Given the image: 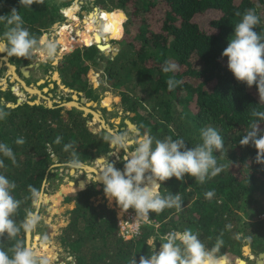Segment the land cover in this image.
I'll use <instances>...</instances> for the list:
<instances>
[{
	"label": "trees",
	"instance_id": "trees-1",
	"mask_svg": "<svg viewBox=\"0 0 264 264\" xmlns=\"http://www.w3.org/2000/svg\"><path fill=\"white\" fill-rule=\"evenodd\" d=\"M73 1L43 0L42 4L23 6L19 0H0V16L10 14L15 7L23 27L39 41L45 29L63 19V10L75 15L76 3L69 7ZM94 2L109 23L110 41L118 39L119 49L109 56L95 44L65 45L57 65L67 78L65 83L96 98L87 85L86 74L102 67L107 85L119 90L123 110L133 112L132 119L155 139L183 138L188 147H194L202 142L201 129L213 127L224 139L225 148L214 151L223 171L204 183L187 174L183 181L172 177L161 182V194L179 192L181 209L151 212L149 217L156 225H143L141 232L129 239L118 234L115 210L105 202L93 203L92 198L104 195L102 183L92 182L80 191L81 186L65 187L59 198L65 203L74 202V207L58 248L74 257L76 264H131L134 257L139 261L141 255L151 254L169 232L191 229L209 249L217 238H222L224 244L217 255L230 254L232 259L238 257L234 264H246L239 261L244 246L249 244L253 254L264 252V165L255 162L256 149L240 145L239 140L250 130V122L258 119L252 117V110L264 111V104H259L255 84L249 88L235 79L222 52L247 9H253L260 20L254 31L264 34V0ZM8 27L0 21L1 39ZM114 47L111 45V50ZM166 60L178 64L179 71L162 72ZM29 61L10 56V62L17 65L25 66ZM169 76L182 81L173 91L167 87ZM2 95L5 101L15 99L10 91ZM0 111L8 113L0 120V142L12 148L16 159L13 164L0 154L5 165L0 174L16 184L11 194L20 201L13 217L19 225L33 210L32 201L44 181L58 175L57 167H51L55 163L52 156L64 165L73 159V153L81 162L89 161L104 154L108 143L88 129L82 112L75 108L66 111L67 120L61 107L43 104H0ZM260 126L264 128V121ZM20 137L24 138L23 144L16 143ZM208 191L214 192L211 199L205 198ZM16 240L25 243L23 230L15 239L0 238V249L11 256ZM225 264H229L226 257Z\"/></svg>",
	"mask_w": 264,
	"mask_h": 264
},
{
	"label": "clouds",
	"instance_id": "clouds-1",
	"mask_svg": "<svg viewBox=\"0 0 264 264\" xmlns=\"http://www.w3.org/2000/svg\"><path fill=\"white\" fill-rule=\"evenodd\" d=\"M19 3L31 6L33 3L42 4L43 0H19ZM100 9L98 7V10ZM236 15L240 16L241 13L237 12ZM0 21L9 26L2 39L6 41L9 56L30 58L39 45L45 43L42 39L38 41L23 27V19L15 7L11 9L10 14L0 16ZM259 23V17L253 9L245 10L242 19L234 27V35L222 52V57H227V67L238 82L245 83L249 88L256 85L259 104H264V34L254 31ZM45 47L48 56H52L55 45L49 42ZM161 70L166 74L175 73L179 71V66L166 60ZM166 83L168 90L173 91L182 81L169 76ZM7 115V112L0 111V120L5 119ZM251 115L258 119L250 122V130L243 135L239 143L242 146L252 145L256 149L255 162L264 165V128L260 126L264 121V111L253 109ZM200 137L201 143L188 147L183 138L173 140L169 136L160 140L145 131L135 141L134 149L128 153L123 171L117 169L109 160L105 161L99 157L102 168L97 173L96 181L92 180L90 183L99 181L103 184V192L109 202L115 201L121 209L117 213L115 209L116 218L122 211L130 209H134L136 217L142 219L149 218L151 212L160 213L166 208L180 210L182 198L179 192L173 194L169 191L166 195L161 194V182L172 177L183 181L187 174L194 177L195 181L204 183L206 179L216 177L223 171V165L218 166L217 157L214 155V151L221 152L225 148L222 136L209 126L201 129ZM24 142L23 137L16 140L17 144ZM109 144L115 150L110 155L115 156L121 150L127 152L130 144L128 134L112 135ZM0 154L12 160L13 164L16 163L14 152L8 144L0 142ZM67 165L70 169L83 166L75 153ZM3 167L4 161L0 160V168ZM83 187L82 183L81 188ZM15 188L14 181L0 174V238L7 236L15 239L21 230L25 234L30 233L39 219L33 212H27L19 225L13 219L20 207V201L11 194ZM213 196V191L205 193L206 199ZM163 239L165 242L161 243L158 252L154 250L151 254L141 255L139 261L134 257L131 264H225V257L217 255L224 244L222 238H217L215 245L210 249L191 229L171 231ZM11 252L12 255L9 256L8 252L0 249V264H48L47 257L38 256L22 240H16Z\"/></svg>",
	"mask_w": 264,
	"mask_h": 264
},
{
	"label": "rangeland",
	"instance_id": "rangeland-1",
	"mask_svg": "<svg viewBox=\"0 0 264 264\" xmlns=\"http://www.w3.org/2000/svg\"><path fill=\"white\" fill-rule=\"evenodd\" d=\"M74 2L76 1L74 0L70 7L74 5ZM73 8L75 9L73 11L75 15L67 13L66 18L63 17L62 20L53 23L50 28L45 29V31L42 32L39 40L45 37L43 39L45 43L39 45L37 50L33 52L30 57L29 64L34 65L36 62L43 64L39 66V69H37V66L33 67V69L36 71H34V77L29 81H24L23 77H21L20 74L16 71V68L13 71V75H15L16 77H13L11 73L7 72L8 68L6 64L15 66V63L10 62L9 60H7L8 62H4V58H6L5 56L7 52L6 49L3 52H0V86L3 84L4 88L5 86H7V84L11 86L13 85V90L15 91V93L17 90H20L19 92L21 94L18 95H20V97H23L24 101L43 103L47 106L54 105L55 103H60L62 105L61 111L63 113V118L66 120V111L74 108V105L77 106L78 104L82 108L86 107L84 109L87 111H84L83 116L85 117L88 129H90L93 133L100 134L101 136L102 132H107L111 136L114 134H119L121 132H118L116 130V126H118L119 124H113L112 121H118V118L116 117L125 118L124 120L126 121L129 120L128 117L133 118V115L131 116L132 112L127 113L123 110L120 104L119 90L113 89L112 87L107 85L103 77L102 67L92 68V70H90L86 74V80L88 82L87 85H94L95 94L98 95V99L95 100V103L88 102L91 101V98L86 97V95L81 92L83 91L82 89L76 90L73 88V91H69L68 89H63V83L61 82H57L58 87L56 92H52L53 90H48V88L45 86L46 84H44L43 82L39 83V85L35 84V81L38 79V77H43L45 69H49L55 74L56 69H58V64H53L61 60L62 55L66 51L64 50L65 45L77 46L81 45L83 42L85 44H88L89 41L94 42V40H91L93 38V36L91 35L93 34V28L87 27V24L90 23L95 12L92 11L94 9H98L94 0H79L76 5L73 6ZM89 12V16L85 17V15ZM102 15H99V19L101 22V32L100 29L98 30V32L103 38L104 35L107 37L109 36V29L107 22L102 18ZM73 17H76V20H73ZM61 26H67V28H63L62 33H60V31L57 32L58 27L60 28ZM72 36L77 37L75 43L70 41V38ZM117 40L118 39L110 41L109 39V43L111 45L117 44L119 46V44L116 42ZM2 42L4 41L0 38V43ZM49 42L55 45V51L52 56H48L45 47V45ZM117 50L118 48L116 46L112 48V50H109V53H107L106 55L112 56L115 51L117 52ZM48 61H52V65L48 66ZM22 65L23 64H19L17 66ZM54 78L56 79V77ZM51 79H53V74L51 76ZM22 81L25 82L23 86L21 85ZM34 85L35 88L30 87ZM50 85H52V83H50ZM26 88L35 89L37 93H30L28 90H26ZM9 104L13 103L9 102ZM140 112L145 113L143 108H140ZM94 114L98 115V120L94 119ZM124 133L128 134L130 141L131 137H133V134L127 131ZM134 146L135 144L132 146L133 149ZM129 152H131L130 148H128L127 150V155ZM112 157L113 156H110L109 158L105 157V159L111 161ZM96 158L97 157L92 158L87 162H82L83 166L81 168L73 169L72 171L68 167L67 163L65 165L59 164L57 159L53 160V162L55 163L51 167H57L56 170L58 171V175L55 177H51L50 179H46L43 183L41 191L32 201L33 210L30 212H33L39 219L35 229L29 234L30 237L28 246L31 247L38 256L47 257L48 264H76L74 257L71 258L68 252L61 251L57 246L58 240L62 234L63 227L67 226L70 222V210L74 207V202L65 203L64 201H62V199L60 200L59 193H61L65 187H69L70 184H76L72 182L81 180L87 183L88 181H92L93 179H95V177L97 176L96 174L102 168L100 160L98 161ZM56 170L54 169V171ZM67 194H64L62 197H65ZM92 200L94 205H96L100 201L105 202V204H107L109 208L114 210L116 209V213L121 210L116 205L115 201L109 202L105 194L103 196L101 194V197L97 196L95 198H92ZM57 209L59 212L57 211ZM261 217L263 218V215ZM162 242H165L164 239L161 240V243ZM150 243L153 244V238L150 239ZM247 245L249 246V244ZM160 246H158L154 250L158 252ZM246 254V256H243L246 262H248L249 264L256 263L258 254H253L252 251L251 253L250 251H248ZM224 256L227 258L229 264L235 263L238 259V257L232 259V255L230 254H226Z\"/></svg>",
	"mask_w": 264,
	"mask_h": 264
},
{
	"label": "flooded vegetation",
	"instance_id": "flooded-vegetation-1",
	"mask_svg": "<svg viewBox=\"0 0 264 264\" xmlns=\"http://www.w3.org/2000/svg\"><path fill=\"white\" fill-rule=\"evenodd\" d=\"M5 43H6V41H5ZM6 51H7V44H6ZM6 59L4 60V62H8L7 60H10V56L7 54V52H6ZM45 62V61H44ZM48 63L50 64V65H52L51 63H52V61H48ZM59 62H57V63H54L53 65H55V64H58ZM43 63H39V65L37 66L38 68L37 69H39V66H41ZM15 65V68H16V71L20 74V76L21 77H23V80L24 81H29L30 79H32L33 77H34V71H36V70H34L33 69V67H34V65H31V64H28V65H25V66H29V69L27 70V72H28V76H24L23 75V73L21 72V70H20V67L21 66H17V64H14ZM45 65V64H44ZM12 66V65H11ZM14 67V66H13ZM45 72H44V74H43V77L42 78H39L38 77V79L35 81V84H37V85H39V83H41V82H43L44 84H46L45 86L48 88V90H50V91H52V92H56V90H57V87H58V85H57V82H61V83H63L62 85V87H63V89H68L69 91L71 90V91H73V88H71L69 85H67L66 83H65V81L67 80V78L66 77H64L63 76V74H62V72L59 70V69H56V72H57V74H58V77L55 79L54 77H53V79H51V76H52V74H53V76H54V73H53V71H50L49 69H45L44 70ZM65 79V80H64ZM48 80H51V81H48ZM24 81H22V83H25ZM8 82V81H7ZM50 83H52V85H50ZM88 83V82H87ZM89 86L92 88V91H93V95L96 97V98H91L90 100L91 101H88V102H93V103H95V100H97L98 99V95H96L95 94V90H94V85H92V84H89ZM30 87H33V88H35V85L34 86H30ZM13 88H14V86L12 85H9V84H7V86H5L4 88H3V84L0 86V93H2L3 91H10V93L15 97V99H14V101L12 102V101H5V99H4V97H3V95L0 97V104H6L7 105V103H9V102H12L13 104H23V103H29L30 104V102H28V101H24V99H23V97H20V95H18L17 93H15V91L13 90ZM28 92V91H27ZM83 94H85L86 95V97H88V95L86 94V93H84L83 91H81ZM29 93V92H28ZM17 95H18V97H17ZM89 98V97H88ZM19 99V100H18ZM62 99V98H61ZM21 101V102H20ZM81 102V101H80ZM38 104H43V103H38ZM43 105H45V104H43ZM45 106H47V105H45ZM47 107H51V108H54V107H62V105L60 104V103H55L54 105H50V106H47ZM74 108L75 109H77L78 111H81L82 113V116H83V114H84V110L81 108V107H79V108H77V107H75L74 106ZM128 116H129V114H128ZM84 117V116H83ZM133 118H134V115L132 116ZM116 118H118V121H112V123L113 124H119L118 126H116L117 127V131L118 132H121V133H124V132H129V133H132L133 134V137H131V140H130V144H129V148L131 149V151L133 150V148H132V146L135 144V141L139 138V136H141V135H143V133L145 132V131H147V129L145 128V127H139L138 126V122L135 120V119H132V118H130V117H128V119L133 123V124H135V126H136V128L138 129V132L137 131H133V130H130L129 128H128V125H127V123L125 122V118H119V117H116ZM121 124V125H120ZM87 126V125H86ZM122 129H124V130H122ZM90 130V129H89ZM91 131V130H90ZM98 134V133H97ZM102 136H103V139L104 140H106L105 138H104V133L102 132ZM110 137H111V135H110ZM107 141V140H106ZM132 141V142H131ZM107 147H108V150H106L105 152H104V154H102L103 155V157L105 156V157H110V156H113V155H109L108 154V152H113V151H115L114 149H112L110 146H109V141H107ZM104 157V158H105ZM114 157V158H113ZM112 158H111V161H109V162H112V163H114V166L117 168V169H120L121 171H123V169H124V164H125V160L127 159V152H125V151H123V150H121L119 153H117L115 156H113ZM84 162H87V161H84ZM89 182V181H88ZM80 190H83V189H80ZM79 190V191H80Z\"/></svg>",
	"mask_w": 264,
	"mask_h": 264
},
{
	"label": "bare ground",
	"instance_id": "bare-ground-1",
	"mask_svg": "<svg viewBox=\"0 0 264 264\" xmlns=\"http://www.w3.org/2000/svg\"><path fill=\"white\" fill-rule=\"evenodd\" d=\"M78 1H76L75 3H77ZM95 11V12H94ZM92 12H94V14H93V18H92V20L90 21V23H88L87 24V27L88 28H90V27H92L93 28V34H91L92 36H93V38L91 39V40H94V42H96V43H98V44H101L102 46H101V48L102 49H104V51H106V52H109V50H111V45H110V43H109V36L107 37V36H105L104 35V37L102 38L101 37V35L99 34V32H98V30L101 28V22H100V19H99V15L101 14L102 15V13L100 12V10H98V9H94ZM100 12V13H99ZM102 18L104 19V20H106V22H107V25L109 26V23H108V21H107V19H106V17H105V15L103 14L102 15ZM73 20H76V17H73ZM63 28H67V26H61L60 28L58 27V30H57V32H59L60 31V33H62V31H63ZM98 32V33H97ZM100 32H101V29H100ZM76 36H72L71 38H70V41L71 42H76ZM91 43H93V42H88V44H91ZM5 50V45H4V42H2V43H0V52H3ZM6 58H4V60H5ZM6 66H7V68H8V73H11L12 74V76L13 77H16L15 75H13V71H14V67L13 66H11L10 64L8 65V64H6ZM29 69V66H23V68H22V71L24 72V74H28V72H27V70ZM53 77H58V74H57V72H55V74H54V76ZM21 85L23 86L24 85V83H22L21 82ZM32 89V88H31ZM29 89V88H26V90H28L30 93H37L36 92V90L35 89ZM20 90H17L16 91V93L17 94H21L20 92H19ZM38 94H39V92H38ZM49 104V103H48ZM87 110H85V112H86ZM94 119L95 120H98V115H96V114H94ZM117 121V120H116ZM132 129L134 128V126H130ZM132 142V141H131ZM98 160V159H97ZM99 161V160H98ZM88 170V169H87ZM88 172V171H87ZM97 175V174H96ZM96 178V177H95ZM85 184V182L84 181H79V183H77V184H70L69 185V187H74V186H81V184ZM29 247V246H28ZM242 250L243 251H245V253H247L248 252V246L246 245V246H244L243 248H242ZM69 254V253H68ZM262 256H264V255H262ZM71 257V256H70ZM72 258V257H71ZM262 261L263 260H261V261H259V263L258 264H262ZM242 262V261H241Z\"/></svg>",
	"mask_w": 264,
	"mask_h": 264
},
{
	"label": "built area",
	"instance_id": "built-area-1",
	"mask_svg": "<svg viewBox=\"0 0 264 264\" xmlns=\"http://www.w3.org/2000/svg\"><path fill=\"white\" fill-rule=\"evenodd\" d=\"M62 15L64 18L67 17V13L65 12V10L62 11ZM116 224L118 227V234L124 239H129L139 234L143 225L155 224V220L150 217L147 219L136 217V213L134 210H127L126 212L122 211L117 215Z\"/></svg>",
	"mask_w": 264,
	"mask_h": 264
},
{
	"label": "water",
	"instance_id": "water-1",
	"mask_svg": "<svg viewBox=\"0 0 264 264\" xmlns=\"http://www.w3.org/2000/svg\"><path fill=\"white\" fill-rule=\"evenodd\" d=\"M75 1H79V0H75ZM124 14V17H125V19H127V16H126V14L124 13V11H122V10H120V14ZM122 14V15H123ZM91 44H95L96 45V47L100 50V51H103L105 54H107L108 52H106V51H104V49H102L101 48V44H98V43H96V42H93V43H91ZM4 45H5V49H6V43H5V41H4ZM116 46H117V48L119 49V46L117 45V44H115ZM118 51V50H117ZM117 52L115 51V53H113V55H115ZM11 65V64H10ZM39 65V63H35L34 64V66H38ZM13 66V65H12ZM22 68H23V65L20 67V70H21V72L23 73V75L24 76H28V74L26 75V74H24V72L22 71ZM30 104L31 105H33V104H38L37 102H30ZM15 105H17V104H9V103H7V106H15ZM50 106V105H49ZM75 107H77V108H79L80 106L77 104V106L76 105H74ZM82 108V107H81ZM84 108H86V107H83L82 109L85 111V109ZM132 115H134V113L132 112L131 113V116ZM126 123H127V125H128V128L130 129V130H133V131H137L138 132V129L136 128V126H135V124H133L130 120H126L125 121ZM130 126H134V128L132 129ZM104 137H105V139L107 140V141H109L110 140V135H109V133H107V132H104ZM109 146H110V144H109ZM110 153L111 152H108V154L110 155ZM99 157H101L103 160H105V158L104 157H102V156H98L96 159H98ZM57 159V157L56 156H52V160H56ZM106 161V160H105ZM73 169H71V171H72ZM120 170V169H119ZM79 181H81V180H78L76 183H79ZM93 181H96V178L95 179H93ZM69 182H72V181H69ZM72 183H75V182H72ZM88 183H90V181L89 182H87V183H85L84 184V187L82 188V189H85L86 188V186H87V184ZM97 183H101V182H99V181H97ZM30 233H27L26 234V246H28V241H29V237H30V235H29ZM248 246V245H247ZM248 251H250V253H251V250H250V248H249V246H248ZM247 254L245 253V251H243L242 250V256H246ZM262 255H264V252H260L258 255H257V260H256V264H258L259 263V261H261V260H263V258H264V256H262ZM223 257H225L224 255H222ZM239 261H243V262H246V260H244V258H242V257H239Z\"/></svg>",
	"mask_w": 264,
	"mask_h": 264
},
{
	"label": "crops",
	"instance_id": "crops-1",
	"mask_svg": "<svg viewBox=\"0 0 264 264\" xmlns=\"http://www.w3.org/2000/svg\"><path fill=\"white\" fill-rule=\"evenodd\" d=\"M10 61V60H9ZM14 68H15V66H14ZM8 72V71H7ZM89 173V172H88ZM229 263V262H228ZM234 264V263H233ZM246 264H249L248 262H246ZM254 264H256V263H254ZM262 264H264V258H263V261H262Z\"/></svg>",
	"mask_w": 264,
	"mask_h": 264
}]
</instances>
